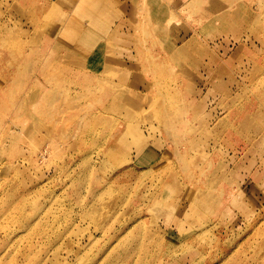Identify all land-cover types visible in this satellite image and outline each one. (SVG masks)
<instances>
[{"label": "rangeland", "instance_id": "1", "mask_svg": "<svg viewBox=\"0 0 264 264\" xmlns=\"http://www.w3.org/2000/svg\"><path fill=\"white\" fill-rule=\"evenodd\" d=\"M0 264H264V0H0Z\"/></svg>", "mask_w": 264, "mask_h": 264}, {"label": "bare ground", "instance_id": "2", "mask_svg": "<svg viewBox=\"0 0 264 264\" xmlns=\"http://www.w3.org/2000/svg\"><path fill=\"white\" fill-rule=\"evenodd\" d=\"M81 1V0H80ZM86 5V4H85ZM253 17V16H252ZM78 24V23H77ZM83 24V23H82ZM69 25V24H68ZM74 25V24H73ZM242 122H243V120H242Z\"/></svg>", "mask_w": 264, "mask_h": 264}]
</instances>
